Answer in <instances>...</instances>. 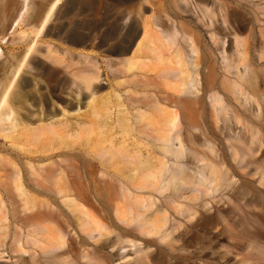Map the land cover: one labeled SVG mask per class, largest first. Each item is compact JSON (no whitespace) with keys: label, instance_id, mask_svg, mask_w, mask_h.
<instances>
[{"label":"bare ground","instance_id":"obj_1","mask_svg":"<svg viewBox=\"0 0 264 264\" xmlns=\"http://www.w3.org/2000/svg\"><path fill=\"white\" fill-rule=\"evenodd\" d=\"M210 1L199 0L194 12L188 2L171 0L172 15L180 19L171 32L140 11L117 21L119 46L110 55L125 52L119 38L125 29L135 33L131 45L142 32L133 56L155 54L157 34L175 48V68L163 76L171 80L169 92L135 101L142 110L138 121L149 108H167L152 145L131 141L122 105L115 128L105 130L108 98L94 86L98 73L89 74L80 57L64 63L59 50L31 52L29 46L9 55L0 83V138L9 142L0 147V264H264V0L248 3L246 29L238 18L225 26L226 52ZM56 4L36 12L38 34ZM232 4L230 13L242 7ZM28 12L23 2L10 23L17 44L29 38L18 31ZM187 13L206 29L214 50L193 17H182ZM132 60L107 64L118 74L143 72ZM45 62L62 66L70 79L56 91L70 101L61 109L53 97L33 93L28 80L14 81ZM68 107L83 108L92 122H76L70 132L65 126L63 135L54 118L64 126ZM76 143L89 151L61 152Z\"/></svg>","mask_w":264,"mask_h":264},{"label":"rangeland","instance_id":"obj_2","mask_svg":"<svg viewBox=\"0 0 264 264\" xmlns=\"http://www.w3.org/2000/svg\"><path fill=\"white\" fill-rule=\"evenodd\" d=\"M50 1L53 0H0V83L6 82L5 71L9 55L22 54L26 52L28 46L31 48V52L37 49L43 50L46 47L59 50L63 53L62 59L64 63L80 57L82 62L87 63L89 74L98 73L96 75L98 80L94 81V86L98 88L100 95H105L108 98L107 107L111 108V111L110 117L107 118L106 116L103 120L108 125L105 130L111 127L115 128L119 111L118 105H122L123 108L120 110L127 114L129 124L131 125V141L134 143L139 141L143 145H150V137L153 131H156L160 116L165 113L167 108H165L164 104H160L158 108H149L145 111L144 117L138 121V113L142 110H138L135 101L140 99L148 102L156 96L164 97L165 92H169L172 85L171 80L163 76L167 72L166 70L170 71L175 68L174 60L172 59L175 48L166 46L163 36L156 33L157 37L154 36V42L151 45L155 47L156 53L148 55L146 50H143L138 55L133 56L142 32L139 29L137 41L131 45L135 33L128 34V29H125L119 36L120 40L125 42L124 45L120 46V49L125 50V52L121 55H110L108 52L119 46V40L117 39V21L119 17L127 16L128 14L133 15V13L140 11L141 14L151 17L152 23L158 24L161 31L171 32L173 28H177L173 24V21L180 19L172 15L171 0H57L51 18L41 33L38 34L39 22H36L33 17L42 6H46ZM176 1L180 6H183V4L186 5L185 3L188 2V5L190 4L188 8L194 12H196L194 9L198 8L199 4V0H187V2L185 0V2L183 0ZM251 1L255 2L259 0H234V2H238L242 6L239 10L233 13L231 12L235 14L234 17L229 16L232 15L229 12L231 11V5H233L232 0L210 1L209 7L213 15L215 27L216 29L223 30V35H219L218 38L224 40L222 46L225 52L230 48L229 40L225 38V26L238 18L241 29L242 27L246 29L250 13L246 7L249 8L248 3ZM23 2L28 4L29 12L26 18L27 21H25L21 26L22 28L20 27L18 31L24 30L28 32L29 38L22 45L20 43L17 44L15 34H11V31H8V29L10 23L20 10L21 5H23ZM150 9H153V11H150ZM181 15L184 19L193 17L188 13ZM191 21L201 30L204 39L214 50L206 29H203L195 21V17ZM179 34H181L180 28ZM13 35L15 44L12 41ZM176 40L179 42L180 47L181 37L178 36ZM64 52H66L65 55ZM32 55L30 53V56ZM213 56L220 63L219 53L214 51ZM119 58L133 59V62L142 63L144 65V71L134 70L130 73L118 74L109 69L107 61L109 59L115 60ZM29 59L27 58L25 61L26 65L29 63ZM36 60L40 62V58L37 57ZM28 71L29 69L22 70L14 81L18 82L20 79L28 80L30 84L29 89L33 93H43L48 98L53 97L54 101H57L56 106L59 109L65 105L63 101L70 103L68 99H62L56 95L57 90L65 89L69 86L70 82L62 66L45 62V67L32 70L31 75L34 73L33 76L27 74ZM144 97L146 99H143ZM168 111H171V108ZM56 113L58 117H61L58 111ZM84 113L85 110L83 108L76 113L68 107L66 115H71V117L61 119L64 123V126L61 127H58L56 118H54V125L60 133L65 135L64 131H66V128L70 132V130L75 128L74 123L76 122L85 123L86 125L92 122V118L90 116L86 117ZM75 116H80L81 118L76 119ZM65 126L67 127L65 128ZM114 128L113 131H115ZM5 144L9 146V142L0 138V147ZM146 147L147 150L150 149L148 146ZM68 151L74 152L79 156H84L85 152L89 150L80 147L76 143L71 150L65 149L61 152L65 153ZM5 262L10 264V261L5 260ZM113 264L120 263L114 262Z\"/></svg>","mask_w":264,"mask_h":264}]
</instances>
